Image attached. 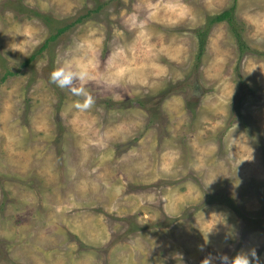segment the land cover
<instances>
[{"label": "rangeland", "instance_id": "rangeland-1", "mask_svg": "<svg viewBox=\"0 0 264 264\" xmlns=\"http://www.w3.org/2000/svg\"><path fill=\"white\" fill-rule=\"evenodd\" d=\"M235 4L0 0V264H264V0L195 66Z\"/></svg>", "mask_w": 264, "mask_h": 264}, {"label": "trees", "instance_id": "trees-1", "mask_svg": "<svg viewBox=\"0 0 264 264\" xmlns=\"http://www.w3.org/2000/svg\"><path fill=\"white\" fill-rule=\"evenodd\" d=\"M236 4H237V0H236ZM236 4L217 15L209 17L203 27L195 30L194 33L198 41V52L196 56L195 66L199 65V62L202 60V57L205 55L207 49L208 37L213 27L217 24H221V23L227 24L232 36L234 37L238 45L241 55L244 54L246 51H251L243 36L244 28H245L244 24L242 22H239L237 17L235 16ZM45 20H47V17H45ZM68 29L69 27L57 28V32L53 36H51L50 40L54 41L55 39H58V37L60 35H63L64 32H66Z\"/></svg>", "mask_w": 264, "mask_h": 264}, {"label": "clouds", "instance_id": "clouds-1", "mask_svg": "<svg viewBox=\"0 0 264 264\" xmlns=\"http://www.w3.org/2000/svg\"><path fill=\"white\" fill-rule=\"evenodd\" d=\"M74 76H79L82 79L84 73L82 72L76 73L61 67V68L53 69L49 74V79L57 86L63 88L71 83ZM83 107H87V103H85ZM250 256L252 258L251 260H250ZM219 259L221 261V264H260L255 249L250 250V253L239 252L231 258L228 257L226 254L221 255ZM201 264H212V258L210 256L205 257L201 261Z\"/></svg>", "mask_w": 264, "mask_h": 264}]
</instances>
